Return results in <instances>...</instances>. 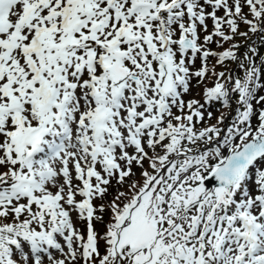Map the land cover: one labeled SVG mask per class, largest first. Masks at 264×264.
<instances>
[{"label": "snow or ice", "instance_id": "snow-or-ice-1", "mask_svg": "<svg viewBox=\"0 0 264 264\" xmlns=\"http://www.w3.org/2000/svg\"><path fill=\"white\" fill-rule=\"evenodd\" d=\"M248 32L264 0H0V264H264V60L210 47Z\"/></svg>", "mask_w": 264, "mask_h": 264}, {"label": "rangeland", "instance_id": "rangeland-1", "mask_svg": "<svg viewBox=\"0 0 264 264\" xmlns=\"http://www.w3.org/2000/svg\"><path fill=\"white\" fill-rule=\"evenodd\" d=\"M245 11H247L246 8H245ZM218 15H223V12L222 11L219 12ZM207 24H208V31L211 32L212 31V28H213L211 19H209L207 21ZM247 31H248L247 27L245 25L241 24V26H240V32H247ZM225 32H226V34H228V29L226 27H225ZM256 35H257V38L260 37V36H261V38H264V33H256V34H253L251 32H248V35L246 37L245 36L236 35L232 41L227 42V43H224V45H223L222 48L221 47L219 48L215 43H213L212 44L213 45L212 49L214 51H216V52H222L225 49L229 48L232 44H236V45H239V48L236 49L237 55H239V53L241 51V48H244L247 44H248V46L249 45H252V41H253V39H254V37ZM216 39H219V38L218 37H214V40H216ZM247 48H245V49H247ZM233 63H234V65H236V63L235 62H232V61H227L225 63V65H223V66L216 65V59L215 58H212V60L209 62V67L211 68L213 65H215V71L216 72L224 71L225 72V76H227L230 71L233 72V70H232L234 68L233 67ZM242 71L244 72L243 69H242ZM236 75L238 77H242L240 71H237L236 72ZM215 79H216V77L212 76L210 78L205 79V81L202 84L197 85L196 93H195V95H194L193 98L199 100L200 102L204 101V95H203L204 94V89H205V87H208V88L213 87L214 86ZM193 87L194 86H193V83H192V88H191L192 90H193ZM193 93L194 92L191 91L189 95H186L185 96V100H187V98H190V96ZM221 112H224V113H226V114H228L230 116L232 115V112H231L230 109H225V108L219 109L217 107V105H216L215 106V110L212 111L213 115H212L211 119H207L206 118V123L207 124H215L217 122V118L220 116ZM97 203H100V201H97ZM107 218H108L107 215H105V220H107ZM77 227H79L81 230H84V227L85 226L82 223H78L77 224ZM96 230L98 232H101L102 233L104 231V226L102 224L97 223L96 224Z\"/></svg>", "mask_w": 264, "mask_h": 264}, {"label": "trees", "instance_id": "trees-1", "mask_svg": "<svg viewBox=\"0 0 264 264\" xmlns=\"http://www.w3.org/2000/svg\"><path fill=\"white\" fill-rule=\"evenodd\" d=\"M249 46H254L256 49H257V52L258 54L254 57L255 61H256V64L257 66L259 65L260 66V61L261 60H264V42H262V38L261 36L257 38V35L254 37L253 41H252V45H249ZM248 44L244 47V48H241V51L239 53L238 56L241 57V59H243V56H244V53L248 50L249 48ZM248 47V48H247ZM220 48V47H219ZM247 48V49H245ZM249 56L252 55L251 52L248 53ZM212 60V58H210V61ZM245 65L247 66V61H244ZM231 66V65H230ZM233 73L236 75V72L237 71H240L241 75L243 76L244 75V72L242 71V69H240L239 67H237V65H234L233 63ZM237 76V75H236ZM238 77V76H237ZM217 105V107L219 109H222V107L219 105V104H215V106Z\"/></svg>", "mask_w": 264, "mask_h": 264}]
</instances>
